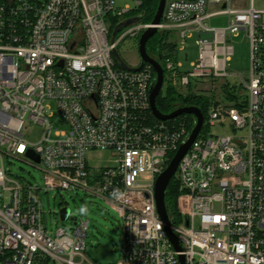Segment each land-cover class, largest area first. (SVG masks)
<instances>
[{"label":"built area","instance_id":"built-area-1","mask_svg":"<svg viewBox=\"0 0 264 264\" xmlns=\"http://www.w3.org/2000/svg\"><path fill=\"white\" fill-rule=\"evenodd\" d=\"M116 1L0 0V264H97L85 253L87 219L48 234L39 192L58 189L100 197L120 217L118 257L111 247L108 264H264V8L165 1L157 31L179 28L182 41L192 28L198 54L186 72L164 54L163 86L199 93L204 80L229 75V37L243 31L250 47L248 77L230 83L237 99L208 105L172 177L177 221L166 213L178 249L154 188L196 119L154 116L152 65L133 70L115 60L119 41L150 26L139 17L112 36L107 17L117 24L142 15L148 0L119 9ZM220 15L225 27L207 26ZM95 150H110L112 164H88ZM5 159L29 163L41 183L8 174Z\"/></svg>","mask_w":264,"mask_h":264},{"label":"rangeland","instance_id":"rangeland-1","mask_svg":"<svg viewBox=\"0 0 264 264\" xmlns=\"http://www.w3.org/2000/svg\"><path fill=\"white\" fill-rule=\"evenodd\" d=\"M237 7L248 5V0H231ZM125 4L133 3L130 0H117L115 7L121 8ZM253 4L257 8H264V0H253ZM116 20L109 16L107 17L108 24H111V30L115 27ZM228 22V16L220 15L209 18L206 23L208 27L219 28L225 27ZM179 28L170 31V35L165 36L170 41L176 43V50L171 54V57L180 63V71H190L191 64L195 62L198 54V47L195 42L196 33L192 28H188L185 32V38L182 39L178 35ZM120 32L117 33L118 38ZM160 34V35H159ZM163 32L156 35L162 37ZM139 37H126L119 41L116 47L117 53L121 60L128 66H136L140 62V55L138 52ZM229 42L233 47V53L230 60L227 62L228 76L217 79H207L199 85V92L205 96H210L211 101H223L222 90L224 82L239 83L241 78L246 79L249 74L250 67V47L248 39L243 31L236 35L229 37ZM164 86L161 92H164ZM182 91L186 94V90ZM190 91V90H189ZM224 102V101H223ZM51 109L54 110V105L51 104ZM204 129V128H203ZM212 131L219 132V129H212ZM40 133V129L32 130L29 138L33 140ZM88 164L90 165H111L112 152L110 150H95L86 153ZM4 166L12 176L24 178L31 183H41V176L39 171L24 162L23 160H8L5 159ZM39 197L43 210V223L48 231V234L53 236L57 228L72 229L74 221L80 219L88 220V227L86 229L85 237V253L89 260L97 264H108L106 258L98 257L94 254V249L99 244H108L112 247V251L117 255L119 253V240L121 236V219L104 199L85 193L82 190H51L47 192L40 191ZM67 208L69 211L68 218L64 220L61 217V210ZM112 263V262H111Z\"/></svg>","mask_w":264,"mask_h":264},{"label":"water","instance_id":"water-1","mask_svg":"<svg viewBox=\"0 0 264 264\" xmlns=\"http://www.w3.org/2000/svg\"><path fill=\"white\" fill-rule=\"evenodd\" d=\"M165 1L166 0H158L156 11L150 22V26L147 27L139 36L138 43H137L138 52L140 55L139 65L135 68L127 66L121 60L116 50H113V57L115 58V60L119 62L121 66L128 68V69H133V70L139 69L145 62L150 63L152 65L156 75L150 86L149 100H150V107H151V110L154 116L162 120H167V119L174 118L180 114H191L196 119L195 124L189 136L187 137V139L176 150L170 162L168 163L167 167L158 175L156 182H155V188H154L156 208H157V212L162 222L164 223L165 232L167 236L170 238V240L172 241V243L174 244V246L179 249L176 237L169 228L170 220L167 216L166 209H165L164 194H165V190L167 188V185L170 179L173 177L176 171L179 160L184 155V153L187 151V149L189 148V146L195 139L197 133L201 129L202 122H203V114L197 106H181V107L175 108L169 113H162L156 107L155 100H156L157 95L162 90L164 74H163L162 66L160 64V56L158 55L157 58H152L151 56H149L146 50V43L157 32V26L158 24H160V21H161ZM138 19H139V16H133V17H130L123 21L118 22L112 31V36H114L121 28L136 22ZM67 213H68L67 208H63L60 212L61 217L65 219L67 216ZM94 254L98 257H104L106 259H111L113 257L111 246L108 244H99L94 249Z\"/></svg>","mask_w":264,"mask_h":264},{"label":"trees","instance_id":"trees-1","mask_svg":"<svg viewBox=\"0 0 264 264\" xmlns=\"http://www.w3.org/2000/svg\"><path fill=\"white\" fill-rule=\"evenodd\" d=\"M158 0H148L140 6L139 10L143 12V20L146 22H151L154 13L156 11ZM160 32H156L146 43V49L149 54H155L159 52L160 54L165 51L167 56L171 57V54L176 50V43L170 41L168 35L169 31H164L156 39V35ZM160 35V34H159ZM222 90L223 101L234 102L241 90L235 85H230L228 82H224ZM164 92H160L155 100L157 109L162 113H169L177 107L181 106H197L203 115L206 113L208 105L212 102L210 96H205L202 93H193L187 91L186 94H182L176 88L171 85L164 86ZM190 123L193 121L192 115L186 116ZM190 127V126H189ZM164 202L166 211L169 216L173 218V221H177L178 218V206H177V192L176 183L173 178L170 179L164 194Z\"/></svg>","mask_w":264,"mask_h":264},{"label":"bare ground","instance_id":"bare-ground-1","mask_svg":"<svg viewBox=\"0 0 264 264\" xmlns=\"http://www.w3.org/2000/svg\"><path fill=\"white\" fill-rule=\"evenodd\" d=\"M135 16H137V15H135ZM139 17H140V19H141L142 21H144V20H143V14H142V15H139ZM144 22H146V21H144ZM147 23H150V22H147ZM157 32H158V31H157ZM140 35H141V34H140ZM146 50H147V49H146ZM116 51H117V50H116ZM147 53H148V52H147ZM148 54H149V53H148ZM164 54H166L165 51H163L162 54H160L159 52H157V53H155V54H149V56H151L152 58H157L158 55H159V56H160V64H161V58L163 57ZM139 63H140V62H139ZM145 63H147V62H145ZM143 64H144V63H143ZM138 65H139V64H138ZM138 65H137V66H138ZM137 66H136V67H137ZM155 75H156V74H155V71L153 70V76H154V78H155ZM154 78H153V80H154ZM180 145H181V144H180ZM180 145H179V146H180ZM179 146H178V148H179ZM178 148H177V149H178ZM175 152H176V151H175ZM173 155H174V154H173ZM173 155L171 156V158L173 157ZM171 158H170V160H171ZM170 160H169V162H170ZM179 161H180V160H179ZM178 163H179V162H178Z\"/></svg>","mask_w":264,"mask_h":264},{"label":"crops","instance_id":"crops-1","mask_svg":"<svg viewBox=\"0 0 264 264\" xmlns=\"http://www.w3.org/2000/svg\"><path fill=\"white\" fill-rule=\"evenodd\" d=\"M245 6L241 7V8H244Z\"/></svg>","mask_w":264,"mask_h":264}]
</instances>
